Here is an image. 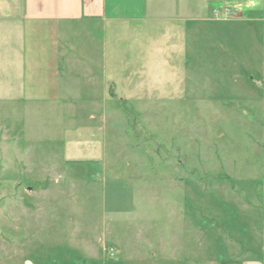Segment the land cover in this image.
<instances>
[{
	"label": "rangeland",
	"instance_id": "1",
	"mask_svg": "<svg viewBox=\"0 0 264 264\" xmlns=\"http://www.w3.org/2000/svg\"><path fill=\"white\" fill-rule=\"evenodd\" d=\"M168 23L125 24L140 33L138 83L109 64L115 83L90 98L86 65L72 70L77 87L63 60L59 102L0 100V264H24L28 250L39 264L263 261L264 22L190 21L176 36ZM90 31L70 54L92 56L104 78ZM91 37L94 50H79ZM87 123L104 129L103 160L67 162L66 132Z\"/></svg>",
	"mask_w": 264,
	"mask_h": 264
},
{
	"label": "crops",
	"instance_id": "2",
	"mask_svg": "<svg viewBox=\"0 0 264 264\" xmlns=\"http://www.w3.org/2000/svg\"><path fill=\"white\" fill-rule=\"evenodd\" d=\"M217 7L221 15L213 18L211 13ZM232 10L237 11L233 13L236 17L227 19L226 16ZM242 18L264 22V0H0V100L21 98L27 102H59L63 97V60L67 63L68 81L78 87V78H71L72 70L79 64L86 65V92L91 93L92 98L101 84V93L107 97L110 89L106 83H115L114 78L109 80L107 77L109 64L111 68L117 67L118 71L124 68L114 73H123L129 77L128 74L137 63V40L133 36L140 33L136 27L125 24L164 20L169 22L166 26L170 28L169 34L176 36L187 34L190 28L187 22L190 21H213L220 25L221 21ZM92 28H97L102 34L101 47L97 50H102L104 78H99L95 68L97 61L91 60L92 56L86 55L84 60L76 57V54H70L79 32H88L91 36ZM229 39L231 41V37ZM90 40L91 45L85 44L79 50H94L92 37ZM118 54L120 56L116 59L115 55ZM130 56L131 60L126 63ZM132 75H138L139 78L136 72ZM262 78L264 82V61ZM128 79V83L139 82V79L132 77ZM98 114L100 109H93L89 114L90 121H95L94 117ZM103 130L102 126L93 123L77 125L68 130L65 138L66 161L100 163L105 155V141L101 134ZM0 144L6 146L2 139ZM132 192H127L129 202H132ZM10 209L15 213L13 206ZM23 210H28V207ZM24 211L23 217L26 216ZM13 213L9 212L10 215ZM15 242L16 238L7 239L9 244ZM35 252L23 251L24 264H39L33 256ZM36 253L37 256L42 254L39 251ZM9 258L14 259V255L9 253ZM231 260L238 261L234 264H264V258L263 261L255 257Z\"/></svg>",
	"mask_w": 264,
	"mask_h": 264
},
{
	"label": "built area",
	"instance_id": "3",
	"mask_svg": "<svg viewBox=\"0 0 264 264\" xmlns=\"http://www.w3.org/2000/svg\"><path fill=\"white\" fill-rule=\"evenodd\" d=\"M213 14L216 15V16H220V15H221V11H220L219 9L215 8V9L213 10ZM108 253H109V255H110L111 257L114 256V255H115V250H114V248H109Z\"/></svg>",
	"mask_w": 264,
	"mask_h": 264
},
{
	"label": "trees",
	"instance_id": "4",
	"mask_svg": "<svg viewBox=\"0 0 264 264\" xmlns=\"http://www.w3.org/2000/svg\"><path fill=\"white\" fill-rule=\"evenodd\" d=\"M77 162H81V161H77ZM85 162H89V161H85ZM234 263H238V261L237 260H231V259L222 261V264H234Z\"/></svg>",
	"mask_w": 264,
	"mask_h": 264
}]
</instances>
